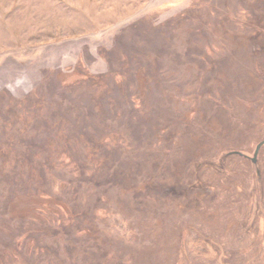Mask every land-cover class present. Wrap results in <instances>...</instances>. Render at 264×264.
<instances>
[{"label":"rangeland","instance_id":"obj_1","mask_svg":"<svg viewBox=\"0 0 264 264\" xmlns=\"http://www.w3.org/2000/svg\"><path fill=\"white\" fill-rule=\"evenodd\" d=\"M262 141L264 0H0V264H264Z\"/></svg>","mask_w":264,"mask_h":264},{"label":"flooded vegetation","instance_id":"obj_2","mask_svg":"<svg viewBox=\"0 0 264 264\" xmlns=\"http://www.w3.org/2000/svg\"><path fill=\"white\" fill-rule=\"evenodd\" d=\"M264 145V141L260 142V147ZM260 149V148H259ZM258 149V150H259ZM258 152V151H257ZM257 154V153H256ZM253 161L255 160V157L252 159Z\"/></svg>","mask_w":264,"mask_h":264},{"label":"water","instance_id":"obj_3","mask_svg":"<svg viewBox=\"0 0 264 264\" xmlns=\"http://www.w3.org/2000/svg\"><path fill=\"white\" fill-rule=\"evenodd\" d=\"M260 148V144L257 146V149L255 151V154L257 153L258 149Z\"/></svg>","mask_w":264,"mask_h":264}]
</instances>
